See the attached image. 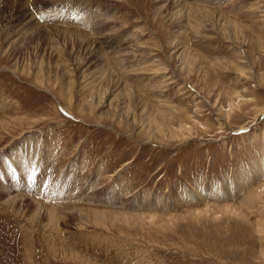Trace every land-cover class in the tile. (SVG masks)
<instances>
[{
  "label": "rangeland",
  "instance_id": "obj_1",
  "mask_svg": "<svg viewBox=\"0 0 264 264\" xmlns=\"http://www.w3.org/2000/svg\"><path fill=\"white\" fill-rule=\"evenodd\" d=\"M0 264H264V0H0Z\"/></svg>",
  "mask_w": 264,
  "mask_h": 264
},
{
  "label": "bare ground",
  "instance_id": "obj_2",
  "mask_svg": "<svg viewBox=\"0 0 264 264\" xmlns=\"http://www.w3.org/2000/svg\"><path fill=\"white\" fill-rule=\"evenodd\" d=\"M193 9V8H192ZM190 11H191V9H190ZM195 11V10H194ZM198 11H200V10H198ZM182 11L180 10L179 12H177V13H175V14H173L172 16H171V20L173 21V20H175V19H177V17H178V13H181ZM193 12V11H192ZM188 14H189V12H188ZM199 17V16H198ZM190 18H193V17H190ZM194 20H196V19H194ZM187 23V25L190 27V25H189V22H186Z\"/></svg>",
  "mask_w": 264,
  "mask_h": 264
},
{
  "label": "snow or ice",
  "instance_id": "obj_3",
  "mask_svg": "<svg viewBox=\"0 0 264 264\" xmlns=\"http://www.w3.org/2000/svg\"><path fill=\"white\" fill-rule=\"evenodd\" d=\"M30 179H32V180H33V183H35V182H36L35 178H30Z\"/></svg>",
  "mask_w": 264,
  "mask_h": 264
}]
</instances>
